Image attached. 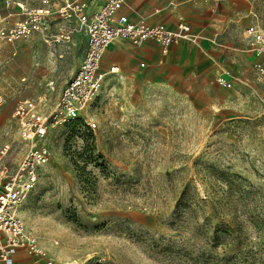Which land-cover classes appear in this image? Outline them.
<instances>
[{
	"label": "rangeland",
	"instance_id": "rangeland-1",
	"mask_svg": "<svg viewBox=\"0 0 264 264\" xmlns=\"http://www.w3.org/2000/svg\"><path fill=\"white\" fill-rule=\"evenodd\" d=\"M251 2L246 16L264 25V0ZM85 47L82 31L54 49L0 40V139L12 158L23 152L16 100L52 111ZM128 60L79 120L50 129L26 224L64 264H264V75L252 57L226 51L217 70L176 71Z\"/></svg>",
	"mask_w": 264,
	"mask_h": 264
},
{
	"label": "built area",
	"instance_id": "built-area-1",
	"mask_svg": "<svg viewBox=\"0 0 264 264\" xmlns=\"http://www.w3.org/2000/svg\"><path fill=\"white\" fill-rule=\"evenodd\" d=\"M35 1L39 3L4 0L8 13L0 21V40L13 44L36 39L54 49L70 42L82 31L86 49L80 66L62 89L52 111L43 112L39 102L32 99L16 100L12 117L18 123L22 155L12 158L13 143L0 139V264H18L15 254L20 251L34 256L39 264H64L41 244L23 219L21 210L39 183L42 169L53 157L47 144L50 129L80 118L99 96L107 77L119 72L117 65L103 67L107 47L117 39L135 46L154 42L163 54H167L173 44L195 39L191 25L185 20H181L175 29L163 23L148 22L145 18L129 20L120 13L128 0ZM246 33V50L257 57L254 68L264 75V28L251 25ZM218 81L229 85L224 77ZM5 102L0 95V107ZM84 120L90 128H96L95 122Z\"/></svg>",
	"mask_w": 264,
	"mask_h": 264
},
{
	"label": "crops",
	"instance_id": "crops-1",
	"mask_svg": "<svg viewBox=\"0 0 264 264\" xmlns=\"http://www.w3.org/2000/svg\"><path fill=\"white\" fill-rule=\"evenodd\" d=\"M19 1L39 3L35 0ZM1 5L3 12L0 14V21L8 13L4 0H1ZM252 8L251 0H128L120 13L125 14L129 20L138 21L145 18L148 22L163 23L172 29H175L181 20H185L191 25L195 39L173 44L167 54H163L161 47L154 42L135 46L125 40H114L104 53L103 67L107 69L117 65L119 72L110 74L107 79L119 75L121 66L129 61L128 58L138 61L139 70L147 67L159 68L161 63L167 65L166 70L169 71L217 70L219 54L227 51L240 62L251 56L254 67L257 57L246 50V30L251 25L257 24L263 28L264 25L258 21L251 22V18L246 16L253 12ZM235 21L238 22L237 25L242 23L240 42L231 39L235 35ZM141 63L145 65L141 66ZM155 65L158 67H154ZM15 261L18 264H39L34 256L22 251L15 254Z\"/></svg>",
	"mask_w": 264,
	"mask_h": 264
},
{
	"label": "trees",
	"instance_id": "trees-1",
	"mask_svg": "<svg viewBox=\"0 0 264 264\" xmlns=\"http://www.w3.org/2000/svg\"><path fill=\"white\" fill-rule=\"evenodd\" d=\"M79 119H80V118H78L77 120H79ZM77 120L71 121V122H69V123H67V124L73 123V122H75V121H77Z\"/></svg>",
	"mask_w": 264,
	"mask_h": 264
}]
</instances>
